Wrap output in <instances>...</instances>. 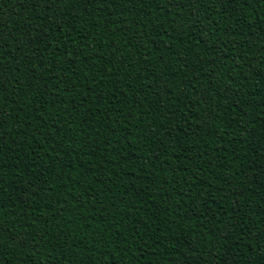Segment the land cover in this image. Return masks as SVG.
<instances>
[{"label":"trees","instance_id":"16d2710c","mask_svg":"<svg viewBox=\"0 0 264 264\" xmlns=\"http://www.w3.org/2000/svg\"><path fill=\"white\" fill-rule=\"evenodd\" d=\"M0 264H264V0H0Z\"/></svg>","mask_w":264,"mask_h":264}]
</instances>
